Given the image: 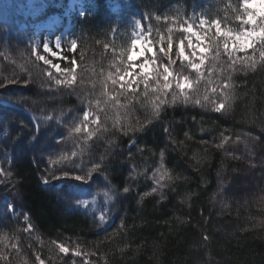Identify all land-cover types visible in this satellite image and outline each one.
<instances>
[{
  "label": "trees",
  "instance_id": "trees-1",
  "mask_svg": "<svg viewBox=\"0 0 264 264\" xmlns=\"http://www.w3.org/2000/svg\"><path fill=\"white\" fill-rule=\"evenodd\" d=\"M132 1L113 27L106 0H83L84 13L71 18L78 48L53 60L59 73L19 41L0 43V200L18 209L0 207V264H264V49L229 55L211 23L242 30L241 0ZM131 17L153 49L139 61L155 59L150 75L162 73L161 64L174 73L167 92L153 91V79L145 88L139 69L120 79L131 70ZM200 19L207 26L198 74L174 56L188 48L181 28ZM248 57L255 69L244 67ZM73 59L74 83L56 85L71 79L63 70ZM182 75L191 81L183 96L175 88ZM213 101L227 106L216 112ZM77 123L89 132H72ZM73 151L81 161L68 168L88 182L49 178L44 185L45 165ZM88 161L100 171L89 176ZM101 190L105 203H77ZM102 211L114 213L107 224L97 219Z\"/></svg>",
  "mask_w": 264,
  "mask_h": 264
},
{
  "label": "snow or ice",
  "instance_id": "snow-or-ice-1",
  "mask_svg": "<svg viewBox=\"0 0 264 264\" xmlns=\"http://www.w3.org/2000/svg\"><path fill=\"white\" fill-rule=\"evenodd\" d=\"M241 8L244 11L245 15L241 17L242 21V30L236 33H232L229 31H222L221 30V22L219 20H212V25L215 26L216 28V35L217 36H224L225 42L223 43V47L225 50L229 51V55H233L236 51H247L249 49L255 51L257 46H260L261 49H264V0H241ZM201 25H204V19H201L200 21ZM137 27H140V21L136 22ZM184 32L187 33H192L194 34L197 39H200V34L198 32H194L193 26L191 24L188 25L187 28L182 29ZM229 41L231 42V49L229 45ZM142 42L138 39H133L131 41L132 44V50L133 54H130L128 56L129 61H133L134 59V52L135 49L137 48L138 44H141ZM65 46L61 44V39L59 37H56L54 44L50 41H44L42 43V51L44 55L40 54V49L38 47L33 48V55L37 57L39 61H42L45 65H49L52 68L56 69V72L59 73L61 71L60 65L59 64H54L52 60H50L48 57H54L57 59H62L63 58V53L62 49ZM67 47L75 51L78 48L77 41L72 40L70 43L67 45ZM171 43H169V48L168 52H164L163 49H161L162 52H164L165 56H168V54L171 52ZM189 47H192V44L189 43ZM201 52H203L205 49L201 48ZM143 49H141V54H142ZM148 52H153V49L151 47H148L147 49ZM178 55L180 57L181 61H188L190 64V67L193 71L197 72L198 74L201 71V66L204 64V59L200 58L199 63L194 62L189 56L185 55L184 49L182 46L179 47ZM193 55H195V52H193ZM259 56L261 60H264V50H261L259 52ZM248 60L251 61V63L244 62V67L245 68H252L255 69L257 61H255L252 57H248ZM71 63L72 68L70 69H64L63 71L65 74L67 73H72L71 79H68L67 81L63 79H55L54 83L56 85H65L67 84L68 86H71L74 81H75V68H76V61L73 59L69 61ZM155 64L156 61L155 59L152 61H145L143 64L139 65V68L141 69V76L143 78V82L145 85V88L148 87V82L149 79L156 80L157 82V87L153 89V91H161V92H167L169 88L172 87L171 80L170 78L173 77L174 73L170 71L168 64H161V67L163 68V72L161 73L158 69H153L152 70V75H150L149 72V64ZM168 63H172L171 60L168 61ZM235 63V61H234ZM183 67V64H177V68L180 69ZM132 75V73L128 72L125 70L124 74L120 76V79L123 80L125 76ZM162 78L163 84L162 86L159 84V80ZM116 81L113 80V83ZM138 83V81H137ZM0 86H5V85H0ZM127 87H131V83L127 85ZM186 87H191V81H189L187 76H179L176 80L175 83V88L180 90V94L183 96L184 95V90ZM227 87V85H225ZM50 88V85H49ZM74 90V89H73ZM175 95L173 96V99H175ZM185 100L188 98L185 96ZM51 99V97H49ZM205 100H208V97H204ZM161 104L164 103L163 100L160 101ZM213 104L215 105V102L213 101ZM226 103L222 101L218 105L214 106V111L216 112H221L222 109L226 108ZM89 112L84 111L83 112V118L84 121H88L89 119ZM47 119L51 120L52 117L49 116ZM37 124L39 123L38 121L36 122ZM71 131L74 133H81L82 131L84 133L89 132L88 124L87 123H77L74 125V127L71 128ZM38 128H37V133H38ZM63 138L61 137V140ZM225 140H227V137H224ZM61 141L57 140L56 143L59 144ZM221 145H218V147ZM77 152L73 151L71 153V157L67 155H61V157L56 160V161H51V166L48 164L45 165V168L48 171V178H45L42 180L43 183L47 184L49 178L50 179H60V178H70V179H75V180H80L82 183H87L88 180L86 179L85 175L82 174H77L79 173L76 170H70L68 168V165H77L79 166L80 161L76 159L77 157ZM163 156V153H161ZM88 163H92V161H88ZM100 171V164L99 163H92V167L88 170V175L91 176L92 173H97ZM57 173H60L58 176ZM105 182L108 180V176H104ZM129 189L127 187L124 188V192L127 193ZM104 196L108 197V192H104ZM96 197L93 198L92 203H95ZM79 206H82L83 208L87 209L89 207V201L83 200V201H78L77 202ZM11 210V208H10ZM105 216L106 213H101L98 220L103 223L105 221ZM27 219V217H25ZM59 248V251L61 253H68L69 248L64 246V244H59L57 245ZM75 256H80L81 252L77 249L74 251ZM41 264L43 262L41 261ZM87 264V262H86Z\"/></svg>",
  "mask_w": 264,
  "mask_h": 264
},
{
  "label": "rangeland",
  "instance_id": "rangeland-1",
  "mask_svg": "<svg viewBox=\"0 0 264 264\" xmlns=\"http://www.w3.org/2000/svg\"><path fill=\"white\" fill-rule=\"evenodd\" d=\"M5 1L7 3H9L11 0H5ZM42 2H43V0H18L15 9L16 10H21V9L23 10V19L26 21V25H27V29H28L27 30V38L28 39H24L22 37L21 38H22V41L25 42V46H27L26 48H28V50H30L33 54V51H32L33 48L38 47L40 49V54L44 55V53L42 51V43L44 41H50L54 44L56 37H59L61 39V44L63 45V35L65 33V27H63L61 24L60 14L58 12H50L48 14L41 15L37 19H35L36 15L38 13V9L41 8ZM111 5H112V10L115 11V10L119 9L122 5H126V2L124 0H112ZM74 9H76L78 11L80 10L79 1L78 0H68L67 5L63 7L62 14L68 15L69 11H73ZM197 25L198 26H193V25L192 26H193L194 32L199 33V28L201 26H204V25H201L200 22H198ZM187 27H188V25L184 26V28H187ZM4 34H5L4 32H1V37L3 38V39H0L1 42H5V40H6ZM134 39H138L142 43L138 44L137 48L135 49L134 59H133V61H131V68H133V70H135V69L141 70L139 68V65L143 64L146 60H144V62H142V63H139V58H143L146 54L150 53L147 51V49H148V47H150V45H149V42L147 39V34L143 33L139 27H138L137 33L134 36ZM186 39H187L186 43H187L188 48L184 50L185 55L189 56L194 62L198 63V61L196 59L198 58L197 57L199 54L198 52H201L200 49L202 48V39L200 37V39L198 40L194 34L187 33V32H186ZM189 43L192 44L191 48L189 47ZM229 45H230V49H231V42L230 41H229ZM141 49H143L142 54H141ZM193 52H195V55H193ZM131 54H133V50L131 51ZM174 57L178 58L180 60V57L178 54L175 55ZM35 58L37 59L36 56H35ZM48 58L50 60H52V62H53V59H56V58L51 57V56H49ZM22 146H24V148H25V145H21L20 149H18V150H20V152H22ZM7 158H8V156H7ZM9 160H10V157H9ZM1 169H2V163H0V170ZM240 184L233 186V188L239 189ZM243 186H244V184H243ZM241 187H242V185H241ZM99 194L102 196L101 191H99ZM63 196L65 197V195H63ZM59 198H60V196H59ZM58 204H59L60 210L67 213L68 207L65 206L64 203L62 204L61 202H58ZM0 207L4 210H7L11 214L18 210L13 204L9 203L7 198H2L0 200ZM10 208H11V210H10ZM102 212H99L98 216H100V214ZM25 217H26V215L22 214V220L24 222H26ZM110 218H111V214L106 213L104 223L107 222V220H110Z\"/></svg>",
  "mask_w": 264,
  "mask_h": 264
}]
</instances>
